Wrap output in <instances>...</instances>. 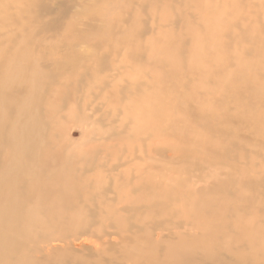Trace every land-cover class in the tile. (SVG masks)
<instances>
[{
	"label": "rangeland",
	"instance_id": "1",
	"mask_svg": "<svg viewBox=\"0 0 264 264\" xmlns=\"http://www.w3.org/2000/svg\"><path fill=\"white\" fill-rule=\"evenodd\" d=\"M148 263L264 264V0H0V264Z\"/></svg>",
	"mask_w": 264,
	"mask_h": 264
},
{
	"label": "bare ground",
	"instance_id": "2",
	"mask_svg": "<svg viewBox=\"0 0 264 264\" xmlns=\"http://www.w3.org/2000/svg\"><path fill=\"white\" fill-rule=\"evenodd\" d=\"M18 170H20V169H18ZM2 214H4V213H2ZM2 227H3V228H7L6 225H3ZM1 229H2V228H1ZM71 240H72V239H71ZM175 255H176V254H175ZM148 260H149V263H150V260H152V259H148ZM149 263H148V264H149Z\"/></svg>",
	"mask_w": 264,
	"mask_h": 264
}]
</instances>
